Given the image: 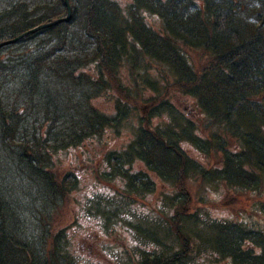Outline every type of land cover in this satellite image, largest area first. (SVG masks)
Instances as JSON below:
<instances>
[{"label":"trees","instance_id":"16d2710c","mask_svg":"<svg viewBox=\"0 0 264 264\" xmlns=\"http://www.w3.org/2000/svg\"><path fill=\"white\" fill-rule=\"evenodd\" d=\"M68 2V22L0 47V168L44 195L22 238L7 224L16 215L0 178V264H78L53 221L79 181L70 173L57 180L54 157L125 130L130 138L103 154L99 176L117 184L115 196L94 193L84 205L110 233L122 224L131 232L125 264H195L196 252L210 264H264V226L184 211L190 195L181 187L264 188V0ZM65 15L64 0H0V42ZM190 53L205 63L196 66ZM171 88L192 99L194 117L166 96ZM144 91L148 106L137 114L132 103ZM103 97L113 102L109 113L92 104ZM183 145L219 164L207 168ZM153 178L173 192L161 193L154 214L132 212V202L154 195Z\"/></svg>","mask_w":264,"mask_h":264},{"label":"rangeland","instance_id":"374dc122","mask_svg":"<svg viewBox=\"0 0 264 264\" xmlns=\"http://www.w3.org/2000/svg\"><path fill=\"white\" fill-rule=\"evenodd\" d=\"M116 1L122 5L129 2V0ZM150 22L153 27L160 28L158 19L152 18ZM190 55L196 66H202L205 63L201 53H190ZM170 91L172 93L166 96L175 106L194 117L191 107L192 99L183 97L174 88ZM143 95L141 100L132 103L137 114L143 113L148 106L144 101L150 97L149 91H144ZM92 104L101 112L109 113L113 110V102L105 97L95 100ZM134 122L135 120L131 121V123ZM156 122L153 123L156 124ZM129 138L128 130L120 135L108 131L99 139L88 140L77 149L60 152L54 157L53 172L57 180L68 177L67 174L70 173L79 181L76 190L66 197L64 204L55 213L53 221L54 232L58 230L67 232L69 242L72 243L70 251L77 258L78 264H125L127 261L126 250L132 239L131 232H128L126 226L122 224L116 232L110 233V229L106 230L104 224L86 217L84 205L94 193L100 192V195L105 197L115 196L113 193L116 192L117 184H109L99 177L105 170L102 157L108 150L122 149ZM182 148L191 158L203 163L207 168H213L219 164L217 155L203 159L189 146L183 145ZM0 178L6 186L10 205L16 215V221H9L7 224L16 225L21 237L28 238L32 230L34 208L43 204L44 195L39 196L36 188L11 168H0ZM153 179L156 181L154 195L144 202L143 200L132 202V212L135 210L154 214L152 207L156 206L161 193L173 192V189L163 186L156 178ZM181 187L190 195V202L184 207V211L191 213L194 210H206L214 219L235 220L248 217L264 226V215L260 211V206L264 205V188L257 192L236 195L223 186L216 188L212 185H204L199 180H185ZM103 200L105 202L106 198ZM123 250L125 252H122ZM194 255H199L196 257L198 259L194 260L195 264H210L211 256H207L206 253L196 252Z\"/></svg>","mask_w":264,"mask_h":264},{"label":"water","instance_id":"95a60500","mask_svg":"<svg viewBox=\"0 0 264 264\" xmlns=\"http://www.w3.org/2000/svg\"><path fill=\"white\" fill-rule=\"evenodd\" d=\"M64 5L66 7V15H65L64 18L57 19V20H54L52 22H48V23H44V24L38 25V26L28 30L27 32L22 33L21 35L15 37L14 39H11L9 41L0 42V47L8 45V44H13V43L17 42L19 39H21L25 35L33 34L35 32H38V31L43 30L45 28L57 25V24L62 23V22H68L70 20V18H71V8H70L68 0H64Z\"/></svg>","mask_w":264,"mask_h":264}]
</instances>
